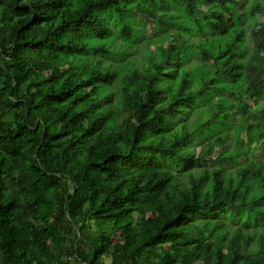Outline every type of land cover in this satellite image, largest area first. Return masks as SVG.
Listing matches in <instances>:
<instances>
[{
	"label": "trees",
	"instance_id": "trees-1",
	"mask_svg": "<svg viewBox=\"0 0 264 264\" xmlns=\"http://www.w3.org/2000/svg\"><path fill=\"white\" fill-rule=\"evenodd\" d=\"M259 147L264 0H0V264H264Z\"/></svg>",
	"mask_w": 264,
	"mask_h": 264
},
{
	"label": "built area",
	"instance_id": "built-area-1",
	"mask_svg": "<svg viewBox=\"0 0 264 264\" xmlns=\"http://www.w3.org/2000/svg\"><path fill=\"white\" fill-rule=\"evenodd\" d=\"M66 263L67 264H84L79 259H76V256H74V255H68V256H66Z\"/></svg>",
	"mask_w": 264,
	"mask_h": 264
},
{
	"label": "rangeland",
	"instance_id": "rangeland-1",
	"mask_svg": "<svg viewBox=\"0 0 264 264\" xmlns=\"http://www.w3.org/2000/svg\"><path fill=\"white\" fill-rule=\"evenodd\" d=\"M200 154H201V150H200ZM257 154L260 158H263L264 157V147H259V149L257 150ZM105 261L106 263H109L110 259H105Z\"/></svg>",
	"mask_w": 264,
	"mask_h": 264
}]
</instances>
